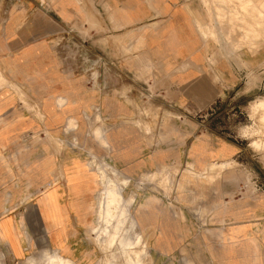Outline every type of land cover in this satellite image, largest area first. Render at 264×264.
<instances>
[{
	"label": "crops",
	"instance_id": "obj_1",
	"mask_svg": "<svg viewBox=\"0 0 264 264\" xmlns=\"http://www.w3.org/2000/svg\"><path fill=\"white\" fill-rule=\"evenodd\" d=\"M228 1L233 3L230 7L234 5V9L228 8V19L235 23L237 2ZM247 2L242 0L241 4L248 7ZM257 4L264 8V0ZM197 8L193 0H0V75L10 84L0 86V211L8 191L5 187L11 183V153H24L26 159L31 150L37 157L43 153L39 144L31 150L21 148L19 141L26 133L40 134L44 129L54 132L65 119L92 104L99 105L102 115L109 120L133 119L136 115L134 107L125 100L92 94L81 78L65 72L52 42L61 39L62 32L69 28L93 39L92 32L115 24L119 49L126 56L119 67L145 80L155 95L156 136L160 134L165 140L150 145L138 126L119 121L115 132L107 139L102 137L106 146L110 144L115 167L140 173L161 162H182L184 153H189L191 161L199 165L214 157L227 158L238 153L236 143L225 139L215 142L192 117L237 89L245 71L224 58L212 59L215 48L204 35L206 28L196 21ZM93 9L100 11L99 20L93 17ZM108 13L113 23L108 21ZM239 18L243 24L239 27L241 32L234 27L232 32L241 36L239 41L251 45L252 33L256 37L259 33L252 29L253 20L248 13L244 11ZM262 55L260 51L255 57L260 59ZM241 59L251 58L242 55ZM14 84L21 88L24 99L11 87ZM32 105H39L45 121L40 122L34 111L29 112ZM71 120L68 118L65 126ZM95 128L101 134L105 129ZM31 165L34 175L39 176L37 182L47 188L31 203L27 201L22 212L30 209L36 214L51 249L74 258L78 247H86L84 229L97 179L78 158L55 157L32 161ZM59 168L63 184L55 182ZM224 179L228 185L224 189H232L230 194L235 195L239 189L237 179ZM235 202L233 207L224 208L223 219L213 225L209 223L213 219L212 208H180V213L190 220L192 215L198 216L195 225L189 219L177 223L174 211L157 209L159 213L155 215L162 219L157 220L154 231L159 234L156 239L155 234L152 246L201 247L208 257L220 255L223 264H264V193L253 205ZM16 223L13 217L3 220L0 236L11 256L18 259L25 237Z\"/></svg>",
	"mask_w": 264,
	"mask_h": 264
},
{
	"label": "rangeland",
	"instance_id": "obj_2",
	"mask_svg": "<svg viewBox=\"0 0 264 264\" xmlns=\"http://www.w3.org/2000/svg\"><path fill=\"white\" fill-rule=\"evenodd\" d=\"M193 1L198 6L196 21L206 28L204 35L215 48L212 59L224 58L245 71L237 89L221 100L207 105L192 117L203 126L206 133L211 134L215 142L225 139L236 143L238 153L227 158H210L209 162H202L200 165L191 161L189 153H184L185 160L182 162L177 159L174 163L161 162L157 167L143 169L140 173L122 171L113 165L109 142L106 148V145L100 147L99 139L93 134L91 136L89 131L91 126L93 129L104 126L102 137L107 139L112 131L115 132L114 127L119 128V121L124 119L118 117L109 120L102 115L97 104L82 109L76 116L68 117L74 123L73 120L68 121L67 127L72 128L67 132L64 127L68 118L54 132L44 129L40 134L26 133L19 141L21 148L27 147L31 150L34 145L39 144L43 153L37 157L31 150L26 154L27 159L19 151L11 153V183L5 187L8 191L1 202L0 211V224L6 218L13 217L25 237V244L21 257L15 259L9 253L4 237L0 236V264H223L220 255L208 257L201 247L155 249L152 240L155 234L156 239L159 232L154 230L157 228V220L162 219L155 214L159 213L157 209L166 213L170 209L176 213L177 223L189 219L190 224L195 225L199 221L198 216L192 215L190 220L180 213V208H212L213 219L209 223L219 224L223 219L221 213L224 208L233 207L235 201L256 204L264 193V8L258 7L259 0H247L248 7H244L246 3L241 4L242 0H235L236 21L232 23L228 19V8L234 9V5L230 7L233 4L231 1ZM244 11L253 20L252 29L259 33L257 37L252 33L251 45L239 41L241 36L232 32L233 27L241 32L239 27L243 24L239 17ZM92 15L98 19L100 11L93 9ZM107 17L113 23L109 13ZM110 27L92 32L93 39L69 28L62 32L61 39L52 42L53 50L65 72L81 78L82 84L91 89L92 94L99 97L114 95L134 107V118L124 121L138 126L148 143L157 145L165 139L160 134L156 136L158 125L155 123V95L145 80L124 72L119 67V63L126 56L119 49L118 28L115 24H110ZM260 51L263 55L259 59L255 55ZM242 55L250 56V61H243ZM2 85L10 84L0 75V86ZM11 87L21 100L24 99L23 91L18 85ZM137 99L139 102H133ZM32 111L40 122L45 121L39 105H32L29 112ZM95 115L98 119H93ZM194 124L189 125L194 129ZM197 134L201 136L200 133ZM197 134L193 136L194 139ZM55 157L62 160L81 159L87 170L97 179L91 213L84 229L83 243L86 247H78L74 258H68L63 252L51 249L36 214L30 209L22 212L27 201L31 203L34 197L47 188L37 182L39 176L34 175L31 162ZM104 164L110 169L103 170L104 180L100 183L97 166L102 167ZM160 167L170 170V174L165 176L163 172L160 173ZM154 171L160 178L157 183L138 181L142 173ZM55 176V182L63 184L61 168ZM224 177H234L239 182L235 195L230 194L232 189H224L228 186L224 183ZM112 187L122 200L130 194L134 195L131 208H126L123 203L116 208L103 204L98 211L97 199H106ZM149 201L150 204L147 205ZM138 213L140 224L134 218ZM96 222H99V228L94 231Z\"/></svg>",
	"mask_w": 264,
	"mask_h": 264
},
{
	"label": "bare ground",
	"instance_id": "obj_3",
	"mask_svg": "<svg viewBox=\"0 0 264 264\" xmlns=\"http://www.w3.org/2000/svg\"><path fill=\"white\" fill-rule=\"evenodd\" d=\"M253 3V2H252ZM254 4V3H253ZM256 34V33H255ZM249 35V34H248ZM253 37V36H252ZM251 38V37H250ZM253 39H255V38H253ZM250 40H252V39H250ZM255 41V40H254ZM263 118V117H262ZM93 119H98V117H97V115H95L94 116V118ZM263 121H264V118H263ZM72 123H74V121L72 122ZM72 128V127H71ZM70 127H67V125L65 126V130H66V132L68 131V130H70L71 129ZM100 130V129H99ZM97 128H95V129H93L92 131H91V129H90V131H89V133H90V135L92 136V134L96 137V138H98L99 139V143H100V145L101 146H104V145H106L105 144V141H104V139L102 138V134H101V132L99 131ZM107 146H105V148H106ZM104 148V147H103ZM220 166H223V164H220ZM192 168V167H191ZM107 169H110V167L109 168H106V165L104 164V165H102V167H100V166H97V171H98V174H99V178H100V183L104 180V171L103 170H107ZM159 170H160V173H162L163 172V174L166 176L167 174L169 175L170 174V170H166V169H164L163 167H160L159 168ZM203 171H205V169L203 170ZM218 171V170H217ZM162 174V175H163ZM176 176V174L174 175V177ZM170 179V178H169ZM150 181V182H154V183H157V181H159L160 180V178L158 177V175L156 174V172L154 171V172H144L143 174H141L140 175V177L138 178V181ZM128 182V180L127 181H125V184ZM136 185V187H137V184H135ZM127 186V185H126ZM174 187V186H173ZM116 191H115V188H111L110 189V191L108 192V194H107V198L106 199H104L103 201H101V199H97V207H98V211L101 209V207H103V204L105 205V206H108V205H112L114 208H116V207H120V205L123 203L124 204V206L126 207V208H131L132 207V204H133V202H134V195L133 194H130L128 197H126L124 200H122L121 199V196L119 195V193L118 194H116L115 193ZM138 216H140L139 214H137L136 216H134V218H135V221L137 222V224H140L139 223V219H138ZM151 216V215H150ZM151 225V224H150ZM98 228H99V222H96V227L94 228V231H97L98 230ZM184 247V246H183ZM185 248V247H184ZM179 252V251H178ZM180 252H181V250H180ZM48 259V258H47ZM55 259V258H54ZM151 260V259H150ZM48 261V260H47ZM52 262V261H51ZM151 262V261H150ZM186 262L187 263H190V261L189 260H186ZM55 263V262H54Z\"/></svg>",
	"mask_w": 264,
	"mask_h": 264
},
{
	"label": "built area",
	"instance_id": "obj_4",
	"mask_svg": "<svg viewBox=\"0 0 264 264\" xmlns=\"http://www.w3.org/2000/svg\"><path fill=\"white\" fill-rule=\"evenodd\" d=\"M57 41V40H56Z\"/></svg>",
	"mask_w": 264,
	"mask_h": 264
}]
</instances>
